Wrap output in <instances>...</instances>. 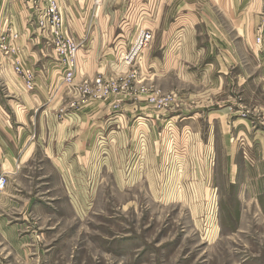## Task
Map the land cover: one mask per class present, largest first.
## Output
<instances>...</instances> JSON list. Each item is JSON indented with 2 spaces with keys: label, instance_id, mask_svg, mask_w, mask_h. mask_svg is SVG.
<instances>
[{
  "label": "rangeland",
  "instance_id": "374dc122",
  "mask_svg": "<svg viewBox=\"0 0 264 264\" xmlns=\"http://www.w3.org/2000/svg\"><path fill=\"white\" fill-rule=\"evenodd\" d=\"M143 2L150 21L134 25L153 33L149 45L127 63L135 39L119 50L114 33L106 35L100 43L113 55L100 58L99 74L78 80L118 83V93L102 95L115 112L124 96L146 98L139 106L154 115L149 136L137 143L134 134L113 142L103 135L88 167L46 159L9 176L0 193V264H264V66L236 38L230 68L198 79L206 34L195 48L189 29L170 37L160 0ZM205 2L191 23L207 22ZM119 7L110 10L113 32ZM262 22L251 24L257 43ZM154 94L173 101L159 108Z\"/></svg>",
  "mask_w": 264,
  "mask_h": 264
},
{
  "label": "crops",
  "instance_id": "0c3cea01",
  "mask_svg": "<svg viewBox=\"0 0 264 264\" xmlns=\"http://www.w3.org/2000/svg\"><path fill=\"white\" fill-rule=\"evenodd\" d=\"M58 1L66 34L82 45L77 78L72 83L64 82V67L53 46L42 40L40 33L30 25L33 1L0 0V35L19 34L14 42L17 51L7 56L0 50V165L10 177L46 159L53 167L61 169L88 167L93 151L98 153L102 149L101 135L111 136L113 142L122 135L134 134L138 143L142 134L149 136L154 121V115L145 111L147 106H139L149 105L146 98L124 96L121 98L122 109L117 108L119 112H115L110 101L85 93L88 81L78 80L79 75L92 77L99 74L105 65L100 58L113 55V49L109 51L105 43H100L106 35L114 33L118 49H124V40L134 38L136 34L135 25L150 21V4L143 0ZM160 3L158 18L166 27L171 23L165 30L168 35L171 33L170 37L179 39L180 34L185 36L189 29L193 48L194 40L198 41L203 34L208 37V43L196 53L201 59L205 56L208 60L204 67L195 70L198 79L213 68L218 73L230 68L237 55L236 38H242L244 49L250 48L249 54L257 58L260 67L264 66V39L257 43L256 33L250 31L251 24L257 26L261 22L263 0H207V14L201 12L206 14L207 22L203 18L194 23H191L196 16L194 12L204 0H160ZM173 5L175 12L170 10L173 8L169 9ZM117 7L119 10L113 13L117 12L120 18L113 32L109 15L110 10ZM168 14L171 18L175 16L169 23ZM193 24L201 32L191 29ZM204 24L205 28H201ZM168 54L167 47L160 48L162 66H167L164 56ZM17 61L36 68L34 90H29L15 71ZM164 68L167 75L168 67ZM106 102L110 104L108 110ZM131 148V152L137 149L135 145Z\"/></svg>",
  "mask_w": 264,
  "mask_h": 264
},
{
  "label": "built area",
  "instance_id": "2783aa9c",
  "mask_svg": "<svg viewBox=\"0 0 264 264\" xmlns=\"http://www.w3.org/2000/svg\"><path fill=\"white\" fill-rule=\"evenodd\" d=\"M32 18L30 25L35 28L41 35L42 40L53 46L58 60L64 67L63 80L66 83H72L76 79L78 70L79 51L81 43L66 34L63 14L58 0H32ZM262 25L259 28L258 35L259 43L264 39V11L262 14ZM19 38L17 32H7L0 35V50L7 56L11 52L17 51L14 42ZM153 38V33L149 29L140 28L134 36V43L130 51L125 54L124 60L130 63L140 55V53L149 45ZM15 71L21 75L29 90H34L37 86V70L30 68L23 63L17 61L14 63ZM87 81V80H86ZM88 83V82H86ZM89 84V83H88ZM84 88L85 93L102 97L104 93L119 92L118 83L114 82L112 86L104 83L102 78H97L93 81V85ZM149 101L159 108H165L167 104L173 101L171 96H160L154 94L149 97ZM144 137V136H142ZM103 140V135L100 136V142ZM9 174L1 168L0 165V193L8 186Z\"/></svg>",
  "mask_w": 264,
  "mask_h": 264
}]
</instances>
